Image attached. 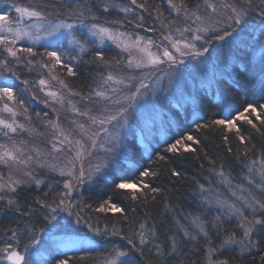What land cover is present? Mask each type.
Here are the masks:
<instances>
[{
  "label": "snow or ice",
  "instance_id": "snow-or-ice-1",
  "mask_svg": "<svg viewBox=\"0 0 264 264\" xmlns=\"http://www.w3.org/2000/svg\"><path fill=\"white\" fill-rule=\"evenodd\" d=\"M249 26L264 37V0H0V215L14 217L0 229V264H37L33 257L39 254L41 234L51 238L49 254L65 247L82 251L79 257L55 256L54 264L89 258L92 264H247L246 257L253 264L258 257L264 264V144L258 147L243 128L248 125L264 136V39L259 40V75L243 101L232 95L233 84L223 81L213 105L219 113L194 124L196 132L221 134L227 152L242 165L240 180L233 183L223 162L217 166L205 154L214 180H194L196 209L189 211L173 204L166 189L150 183L159 175L150 167L139 171L135 182L115 183L118 190L133 189L126 194L133 202L146 204L165 193L161 215L169 220L163 228L162 220L149 222L147 213L130 220L111 198L98 206H81L82 198L72 199L79 186L107 166L108 157L125 147L141 102L168 92L187 60L199 65L210 47L230 46ZM140 30L158 35H142ZM107 43L117 50L111 58L103 51ZM88 54L84 63L93 64L95 72L87 86L77 87L69 78L78 76L77 64ZM21 67L36 71L37 78L21 79ZM25 92L32 100L38 98L36 93L43 94L41 102L55 117L35 112L33 119ZM192 103L199 109L195 100ZM197 119H204L198 111ZM230 137L239 142L235 153ZM200 144L186 132L165 141L163 153H197ZM145 151L149 164L154 163L147 145ZM155 162L167 163L168 158L155 152ZM170 176L184 178L174 168ZM54 185L61 190L54 191ZM22 189L38 194L22 200ZM86 208L119 213L127 231L115 223L101 228L99 220L94 224L84 215ZM61 212L94 237H117L123 243L112 242L100 257H93L91 239L51 235Z\"/></svg>",
  "mask_w": 264,
  "mask_h": 264
},
{
  "label": "trees",
  "instance_id": "trees-1",
  "mask_svg": "<svg viewBox=\"0 0 264 264\" xmlns=\"http://www.w3.org/2000/svg\"><path fill=\"white\" fill-rule=\"evenodd\" d=\"M151 2V0H150ZM166 7V6H165ZM146 17V23L151 26V20L147 18V14H144ZM167 15V13H166ZM158 34V33H155ZM151 35V34H150ZM42 50V49H40ZM105 55L109 58L112 57V54L109 55L108 52H105ZM90 59V54L88 57L82 58L81 61L77 64L78 76L76 78H69L72 83L77 86H87L92 79V76L95 72V66L90 63H84ZM238 68L234 74L233 84L234 91L232 95L236 97V99L240 102L245 98V92L251 89L252 77L248 73L247 69L245 70ZM17 72L20 74L21 79H28L29 81H33L37 78V72L31 71L29 72L27 69L18 68ZM9 78L20 88L23 89L24 85L20 83V81L16 80L14 76H9ZM26 101L29 105L30 113L33 114V119H35L34 113L41 112L44 113L42 109H40V104L31 99L34 102L35 106L27 96V93H24ZM201 109L203 111L204 119H194L193 122L184 123L180 126L179 132L183 131V134L186 132H190L197 136L201 144L198 147L197 153H183L181 154H172V153H163V149L160 150L159 146H156L152 149V159L154 163L149 164V155H143L140 151V146L137 144L135 140L130 143L129 151L130 157L134 160L136 164V168L131 171L125 173L123 176L111 173L109 176L102 177L94 183H90L84 186L81 189L79 201L82 198V204H91L93 206H98L100 202L104 199L111 198L112 202L116 203L118 206L125 209L130 220L136 219L140 220L144 218V214H149L150 220H162L163 224H161V228L164 227L168 223L169 217L167 215H161L163 213V201L165 197V193H161L157 195L155 201L149 200L146 204L142 201L133 202L130 197L126 196L127 193L133 191V189H122L118 190L115 188V183L120 180H127L129 182H135L139 180V171H142L145 167H150L153 170L159 172L158 177L152 178L150 183L153 186L161 187L162 189L167 190V196L173 204H178L184 211L195 210L196 209V200L193 199V193L196 191V184L194 180H199L202 183L207 184L208 180H214V173L209 171L212 165H209L208 159L205 157L207 154L208 158L217 161V166L223 162L224 168L226 172H230L233 177V181L237 182L242 177L239 176L242 173V165L239 164L236 160L235 155H230L227 152L226 146L221 139V134L219 132L213 131H200L196 132L194 128V124L196 122L203 123L205 119H207L212 112L219 113V109L213 107L216 103V98L213 94L203 93L201 94ZM31 106V107H30ZM176 112V111H174ZM178 114V112H176ZM51 117V114L49 113ZM245 134H251L252 141L260 145L264 144V136L256 133L252 130L248 125L243 126ZM182 134V135H183ZM174 137L170 138V142H173ZM230 146L233 148L234 153L240 150L239 142L235 140L234 137H230ZM165 147V144H164ZM163 147V148H164ZM155 152H161V154L166 155L168 158L167 163L163 162H155ZM182 153L183 150L181 149ZM203 166V167H201ZM176 169L180 171L183 175V179H177L170 176V170ZM139 187V184H137ZM42 188L46 189L47 185H43ZM53 190L57 191L56 185L53 186ZM38 192L22 189L20 191V198L22 200L31 201ZM135 209V211H133ZM84 215L91 216L92 222L95 224L97 220H99V226L104 228L107 225L109 228L113 226L115 223L117 227L122 228L127 231V222L123 220L119 213H106V214H98L91 211V209H85ZM14 217L12 214L8 216L0 215V229L9 226L13 222ZM80 229L76 231V233H67L62 232L63 238H73L77 240H89L93 241V245L91 247L92 256L100 257V255L105 252L108 248L111 247V243H123L119 241L117 237H109L107 240L102 239L100 237H94L92 233L88 232L87 228L83 225H79ZM45 238V236H43ZM87 250V249H85ZM64 253L72 256L75 253V257H79L82 254V251L79 249H69L68 247L62 248L59 252H53L43 257V261L40 264H54L55 256H62ZM247 264H253V261L250 257H246ZM76 264H92V259L89 258L86 261H76ZM141 264H144V261L141 260ZM255 264H259L258 257Z\"/></svg>",
  "mask_w": 264,
  "mask_h": 264
},
{
  "label": "rangeland",
  "instance_id": "rangeland-1",
  "mask_svg": "<svg viewBox=\"0 0 264 264\" xmlns=\"http://www.w3.org/2000/svg\"><path fill=\"white\" fill-rule=\"evenodd\" d=\"M140 31L142 35H158ZM77 35H79V32H77ZM261 39H264V37H261L258 31H254L249 26L230 46L224 45L221 47L217 44L210 47L209 53L200 58L199 65H197L196 61L187 60L186 66L181 67L178 71L168 92H160L155 99L149 96L146 101L141 102V105L133 114L128 142L125 147L122 150L118 149L112 156L108 157L107 166L101 172L94 174L91 181H86L79 186L73 192L72 199L79 201L81 189L102 177L109 176L111 173L123 176L125 173L133 171L136 168V164L131 159L129 151L130 143L133 140L140 146L141 153L148 156L149 152L145 151L146 145L149 151H152L156 146L161 147L160 150H162L165 141L169 142L171 137H174V139L180 138L184 131L179 132L182 122H193L195 118L197 119V111L200 117L204 116L200 107L201 94L207 92L210 95L213 94L217 99L218 89H222L224 86L223 81H233L234 74L238 68H246L252 77V81L254 76L258 77L261 52L259 40ZM64 44L66 47H72L68 45L67 40L64 41ZM103 51H107L113 57L116 55L117 50L110 43H107L103 46ZM88 55H84L83 58L88 57ZM221 77L223 80H221ZM165 84H167V81H165ZM36 94L38 98L34 101L38 102L39 106L31 101V94L27 93V96L35 106L44 112L50 113L51 117L54 118L55 114L51 112V109L46 108L41 102L43 94ZM193 100L199 105V109L194 107ZM178 105H182V107ZM174 111L178 112V114ZM146 121L148 127H145ZM142 128L145 129L143 133L141 132ZM242 175L243 173L239 174L241 177ZM233 183L236 182L233 181ZM213 186L215 187L216 185L214 184ZM56 188L57 191L61 190V185H56ZM138 189L139 187L137 186ZM219 190L227 194L223 185L219 186ZM58 221L59 223L51 232V235L56 237H62V232L73 234L76 233L78 228L80 229L79 225L75 224L74 217H68L65 212L58 214ZM41 235L45 236V238L42 241L39 254L33 257L37 264L42 263L43 257L47 255V249L51 245L50 236Z\"/></svg>",
  "mask_w": 264,
  "mask_h": 264
}]
</instances>
